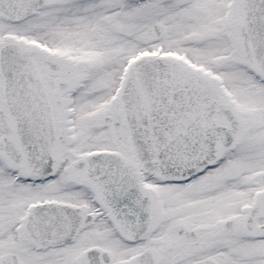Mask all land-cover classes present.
Wrapping results in <instances>:
<instances>
[{"label": "snow or ice", "instance_id": "1", "mask_svg": "<svg viewBox=\"0 0 264 264\" xmlns=\"http://www.w3.org/2000/svg\"><path fill=\"white\" fill-rule=\"evenodd\" d=\"M0 264H264V0H0Z\"/></svg>", "mask_w": 264, "mask_h": 264}]
</instances>
